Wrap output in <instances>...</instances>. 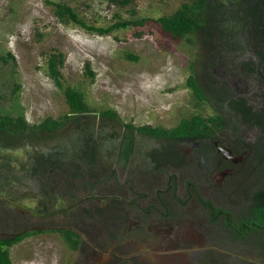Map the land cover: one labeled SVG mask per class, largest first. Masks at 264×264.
Instances as JSON below:
<instances>
[{
    "label": "rangeland",
    "instance_id": "rangeland-1",
    "mask_svg": "<svg viewBox=\"0 0 264 264\" xmlns=\"http://www.w3.org/2000/svg\"><path fill=\"white\" fill-rule=\"evenodd\" d=\"M51 2L71 5L89 25L97 27L125 20H149L145 25H131L102 35L75 23H63L55 15ZM183 2L132 0L123 5L114 0H0L2 111L24 114L31 124H39L49 116L57 118L69 110L64 91L71 86L85 94L92 109H111L118 113L121 122L103 129L109 136L126 123L174 127L183 117L199 112L213 114L214 110L197 100L188 85L198 52L206 58L209 56L202 50L207 46L202 45V48L200 42L176 40L156 22L157 18L174 13ZM204 11L208 13V9ZM247 49L236 53L232 47L225 52L231 58L240 55L234 62L250 58L258 61L254 51ZM58 51L66 56L63 86L51 78L48 69L49 55ZM10 53L15 58H11ZM130 54L137 59L130 58ZM233 61L229 60L221 72H227V79L240 96L257 108L262 106L261 74L234 71ZM197 68L202 73L200 64ZM93 114H97L99 121L100 113ZM98 121L94 126L96 137L99 136ZM241 130L244 138L258 136L254 129L241 127ZM89 134L90 131L79 130L77 137L68 141L62 139L60 144L69 156H74L86 144H93L86 140L91 137ZM121 140L112 137L106 142L113 145ZM162 143V140L137 133L132 166L131 163L123 165L116 152L118 146L114 149L115 145L113 148L107 143L108 150L115 151L112 169L116 170V176L89 192V195L94 194L93 200L68 212L66 207L75 199L67 195L65 200L57 201L59 193H69L62 182L46 186L30 169L16 167L14 176L17 178L14 177V184L7 185L3 199L15 204L12 224L18 225V229L38 232L10 247L14 264H201L195 256V250L201 246L188 239L194 229L197 237L207 230L201 219L208 213L191 195L188 183L192 181L204 198L230 207L238 214L242 208L234 204L229 195L243 183L241 180L246 181L248 168L233 178L228 171L216 170L212 174L209 170L216 169L214 163L200 168L193 164L195 159L189 157L191 165L173 166L169 173L152 171L145 153L161 147ZM180 148L192 151L190 144L180 145ZM246 156L239 157L241 163ZM106 157L102 154L100 162L106 163ZM172 174L177 175L174 183L181 202L166 189L173 180L169 181ZM152 176L156 178L154 184L149 180ZM229 182L232 185H228ZM159 189L164 191L158 194ZM86 195L88 193L80 192L78 197L82 199ZM43 207L48 215L40 214L38 209ZM65 227L75 228L82 234L83 240L77 249L71 248L57 231ZM12 231L0 230V235ZM242 256L236 264L251 263L245 254ZM262 259L259 261L264 262Z\"/></svg>",
    "mask_w": 264,
    "mask_h": 264
},
{
    "label": "trees",
    "instance_id": "trees-1",
    "mask_svg": "<svg viewBox=\"0 0 264 264\" xmlns=\"http://www.w3.org/2000/svg\"><path fill=\"white\" fill-rule=\"evenodd\" d=\"M114 1L123 5L132 2V0ZM51 3L55 6V15L63 23H75L102 35L131 25H145L149 20V18L125 20L115 22L108 27H97L89 25L71 5L64 2ZM204 9H208V13ZM156 22L160 23L163 29L176 40L200 42L202 48V45L207 46V49L202 50L209 53V56L206 58L198 52L197 61L188 78V85L194 91L197 100L212 108L214 113L199 112L183 117L174 127L135 126L132 123H126L109 136L103 132V129L113 123L121 122L118 113L111 109L102 111L92 109L85 99V94L71 86L64 91L69 107L68 112L57 118L49 116L39 124H31L24 114L4 113L0 107V230L8 231V228L13 230L9 234L0 235V264H14L10 247L26 236L38 232L37 230L27 231L28 228L18 229V225L12 224L13 213L16 212L15 204L3 199L7 195V185L10 182L14 184L16 167L18 170L30 169L32 174L38 176L46 186L62 182L61 185L68 188L69 193L65 192V195L59 193L56 197L57 201L65 200L64 197L67 195L74 198V203L66 207V212L74 211L82 203L94 199V194L89 195L91 190H95L97 185L116 176V170L112 169L115 151L108 150L111 144L109 141L106 142V139L109 140L112 137L122 139L119 144L113 143L111 146L115 145L114 149L118 146L116 152L119 159L123 161V165L129 163L133 165L132 160L136 155L135 138L138 133L163 141L161 147L153 148L145 153L152 171L169 173V169L173 166L191 165L189 157H192L195 159L194 165L202 168V165L208 166L207 163H214L215 170L228 171L233 178L239 170L245 171L248 168L243 185H250L251 171H254L252 178L257 177V182L264 184V0H184L178 10L157 18ZM230 24L233 25L229 27ZM205 36L207 38H204ZM232 47L236 53H242L248 50L247 48H251L258 61L250 58L244 62H234L233 60L240 55L237 54L235 58H231L225 52ZM9 56L15 58L12 53ZM128 56L137 59L132 54ZM204 59L207 60L203 62ZM229 60L233 61L231 64L234 71L243 70L253 75L261 74L259 85L263 103L261 109L253 106L246 97L240 96L235 86L231 85L227 79V72H221ZM65 62L66 56L60 51L49 55V74L59 86H63L62 69ZM199 64L203 69L202 73L198 71ZM18 92L19 89H16L15 93ZM2 102L3 97L0 95V103ZM96 112L100 113L99 121L97 114H93ZM97 121L99 122L98 137L94 127ZM243 126L249 129L260 126L262 135L259 140L246 141L241 130ZM79 130L90 131L91 137L89 139L85 137L88 143L93 144H86L74 156H69V152L60 142L62 139L68 141L77 137ZM184 144L192 146L191 153L180 148V145ZM221 147L225 150L220 149ZM102 154L107 156L106 163L100 162ZM243 154H247L244 168L242 167L244 163H241V166L234 162L235 157ZM71 157L77 158L70 160ZM253 157L256 158V168L252 167ZM210 171L213 172V169ZM87 174H90L92 179H89ZM172 177L169 190L173 197L181 202L180 196L177 195V185L174 183L177 175L172 174ZM155 179L154 176L149 178L151 184H154ZM228 185H232V182ZM163 191L159 189L158 194ZM47 192L50 193V189H47ZM80 192L88 193V195L80 199L78 197ZM197 197L200 202L210 206L213 211L212 217H215V214L218 216L222 214L227 219L226 226L229 224V219L237 217L234 209L219 207L217 210L212 205V201L204 198L199 192ZM256 198V202L249 203L248 206H243L241 202L234 203L242 208L239 216L246 220L244 227L240 225L236 232L245 235L257 228L261 233L260 242L264 245V190L259 191ZM48 204L46 203L45 206ZM152 209L151 207L150 210ZM38 210L42 212L41 215H48L45 207ZM57 231L62 234L71 248L77 249L83 240L82 234L75 228L65 227Z\"/></svg>",
    "mask_w": 264,
    "mask_h": 264
},
{
    "label": "flooded vegetation",
    "instance_id": "flooded-vegetation-1",
    "mask_svg": "<svg viewBox=\"0 0 264 264\" xmlns=\"http://www.w3.org/2000/svg\"><path fill=\"white\" fill-rule=\"evenodd\" d=\"M261 107L262 106L258 108L261 109ZM250 129H254L255 132H257L258 136L251 139L249 138H244V139L246 141L257 142L262 135V128L260 126H254L253 128ZM220 149L225 150L224 147H221ZM239 157H235L234 159L235 164L238 163L239 165L241 164ZM252 159L254 161L252 167L256 168V164H257L256 158L253 157ZM215 171L216 170L214 169L213 172L210 171V173L214 174ZM253 172L254 171H251V175H250V185H243L245 181L241 180L243 181V183L240 182V184L236 186V189L232 192V194H230V196L233 197V201H232L233 203L241 202L243 206H248L249 203L254 204L257 200L256 197L258 196V192L264 190V184H262V182L261 183L257 182L258 181L257 177L256 179L252 178ZM172 178L173 177L171 175L169 181ZM174 180L176 181V177ZM188 185L192 192L191 195H193V197L198 200V202L202 205L203 210H205L208 213L205 219H201L202 223L207 226V230L203 231L204 233H202L201 237H197V235L195 234L197 230L194 229L195 233L192 231V235H190L188 239V241L190 242L195 241L197 242L198 245L201 246L200 249L195 250V254H196L195 256L198 257L200 263L201 264H236L237 261H239V259L243 257L242 255L245 254L249 258V262H251L250 264H261V263L264 264V262L259 261V259L263 261L262 258H264V245H262L260 242L261 233L258 231V229L254 228L253 231L245 235L238 234L236 232V229H239L240 225L243 226V224L246 221L241 216H239L240 213L237 214V217L229 219V224L228 226H226L225 221L227 219L222 214H220L219 216L215 214V217H212L213 211L210 208V206L208 204H203L202 202H200V200L197 197V193L199 192V190L197 189L196 185L191 184V182H189ZM170 186L171 185H169L166 189L169 190ZM206 199L212 201V205L217 210L219 207L227 208V206L225 205H217L213 200H210L208 198ZM168 208L169 207L167 205V209ZM194 220L195 219H193L192 221ZM209 223L210 225H208ZM218 224L221 226L220 229L216 226Z\"/></svg>",
    "mask_w": 264,
    "mask_h": 264
}]
</instances>
